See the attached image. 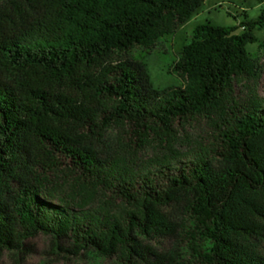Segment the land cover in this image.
Instances as JSON below:
<instances>
[{"label": "trees", "instance_id": "16d2710c", "mask_svg": "<svg viewBox=\"0 0 264 264\" xmlns=\"http://www.w3.org/2000/svg\"><path fill=\"white\" fill-rule=\"evenodd\" d=\"M203 3L0 1V257L43 233L116 264H264V99L233 96L257 73L248 44L264 8L196 25L179 86L154 87L125 57ZM198 116L215 141L173 156L177 126ZM155 141L162 156L143 160Z\"/></svg>", "mask_w": 264, "mask_h": 264}, {"label": "rangeland", "instance_id": "374dc122", "mask_svg": "<svg viewBox=\"0 0 264 264\" xmlns=\"http://www.w3.org/2000/svg\"><path fill=\"white\" fill-rule=\"evenodd\" d=\"M263 8L264 0H204L202 7L173 35L160 39L152 48L135 47L129 50L125 57L132 60L142 59L147 64L154 87L179 86L182 79L175 72L174 64L182 46L193 38L196 25L208 20L218 25L239 24L246 16L249 18L257 16ZM241 31L242 29H239L237 32ZM256 36L257 41L248 44V50L257 59V73L255 76L238 79L234 85L233 96L240 103L239 106L253 96L264 99V28L256 30ZM217 132L216 127L206 116L183 121V124L177 126L171 154L181 158L190 150L198 149L202 143L214 142ZM168 153L170 152H165L167 156ZM162 154L161 144L155 141L141 158L143 160L148 156L155 158ZM149 242L155 246L171 245L167 239H163L162 242L157 240ZM0 264H116V260L89 253L73 255L59 249L53 244L50 236L41 233L26 240L23 249L3 251Z\"/></svg>", "mask_w": 264, "mask_h": 264}]
</instances>
